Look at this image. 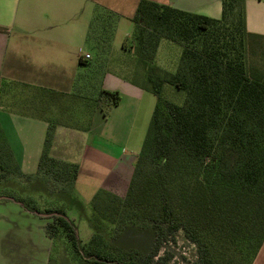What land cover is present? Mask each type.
Listing matches in <instances>:
<instances>
[{"label":"trees","instance_id":"16d2710c","mask_svg":"<svg viewBox=\"0 0 264 264\" xmlns=\"http://www.w3.org/2000/svg\"><path fill=\"white\" fill-rule=\"evenodd\" d=\"M97 15L99 23L118 19L104 9ZM131 22L132 48L144 72L141 88L156 103L124 194L102 188L90 201L88 243L79 247L61 209L40 212L31 199L0 192L49 215L47 238H61L74 264H152L163 241L179 231L195 247L191 264H252L264 242V61H255L264 57V36L246 30L245 0H221L220 19L141 0ZM161 40L181 47L174 74L153 64ZM164 84L185 94L182 106L163 99ZM93 94L105 110L120 102L118 92ZM12 158L0 129V171L6 174L0 186L24 177ZM37 173L66 191L74 187L78 166L46 151ZM108 219L120 229L105 242L97 230ZM129 231L151 235L147 252L116 245Z\"/></svg>","mask_w":264,"mask_h":264},{"label":"rangeland","instance_id":"374dc122","mask_svg":"<svg viewBox=\"0 0 264 264\" xmlns=\"http://www.w3.org/2000/svg\"><path fill=\"white\" fill-rule=\"evenodd\" d=\"M55 1L56 5L48 4L53 12L55 7L56 11L65 7V2L64 5L61 4L62 0ZM97 14L98 11L89 18L90 28L78 26L79 28L73 30L70 56L74 60L66 58L64 62L60 58L58 46L47 44L46 39L56 41L69 37V31H72L70 24L73 22L70 20L73 19L70 16L50 14L47 10V0H15V14L11 11L8 21L2 22L8 25L5 28V36L9 39V48L12 47L13 50V53L11 51L5 57V65L19 67L23 72L24 66L32 64L41 68L42 73L54 74L56 66L63 64L72 80L86 82L74 86L70 93L68 90L62 92L63 94L56 93L57 88L52 87L53 91L46 96L48 102L54 104L57 101L58 105H51L49 102L47 109L40 107L37 111L27 107L25 100L27 98L30 100L29 98L32 97L28 90L38 88V85L22 87L23 81L26 80L11 79L9 76H5V80L0 84V101L7 104L3 106L4 110H1L0 126L18 148L12 159L19 168V174L24 176L21 179L9 180L8 185L0 186V191L11 193L14 197L31 199L40 212L46 209H61L76 231L80 248L88 243L93 234L90 226L92 217L90 201L96 194L95 191L101 183L113 179L120 161H131L134 165L156 103L155 96L141 88L144 72L132 48L135 25L132 22L121 21L118 17L115 20L105 19L104 22L99 23V20H96ZM42 23L43 25L55 23L57 26L47 30ZM63 23L69 24L63 25ZM87 32L91 39L85 41ZM88 53L92 55L90 67L84 68L85 70L82 68L84 71L81 69L75 71L72 61L75 62L77 55L84 56ZM180 54L179 45L161 40L153 64L164 72L174 74ZM259 59L264 61V57H257L256 64L260 63ZM30 79L34 83L38 81L33 77ZM105 80L107 85L116 89L120 96L119 104L107 110L104 102L100 101L96 104L93 94L101 89ZM161 96L177 106H182L185 98L182 91L168 84L162 86ZM96 105L102 107L105 116L100 125L93 126L94 129L97 127L98 129L93 130L90 127L94 124L92 118L97 109ZM64 127L73 128L81 137L78 144L72 142L70 151L74 156L72 159L78 165L77 181L72 189L60 191L59 185L51 182L47 184L38 178L37 165L44 152L47 151L50 156V148L62 151L61 147L67 141L60 136L55 140L53 130L59 131ZM88 127L89 130H86ZM46 139H48L47 143ZM80 147L85 150L82 156L76 151ZM5 175L0 171V179ZM123 194L115 192L117 196ZM1 196L3 193L0 192ZM110 223V219L100 223V228L97 230L102 232L105 242L112 240L113 235H117V230L120 229ZM44 231V222L31 211H25L21 204L11 200L2 201L0 260L6 259L4 257L6 252L11 251L13 244L16 243L24 246L25 256L29 261L36 263L43 261L44 249L50 247V264H74L70 261L66 243L59 237L51 242L46 238ZM44 242H48V245ZM151 244L152 237L146 232L121 233L116 240L118 247L134 249L140 253L147 252ZM17 254L23 253L20 250ZM195 256V247L179 231L163 241L152 264H191ZM159 258H164V261L158 262ZM252 264H264V250L257 255Z\"/></svg>","mask_w":264,"mask_h":264},{"label":"crops","instance_id":"0c3cea01","mask_svg":"<svg viewBox=\"0 0 264 264\" xmlns=\"http://www.w3.org/2000/svg\"><path fill=\"white\" fill-rule=\"evenodd\" d=\"M140 1L141 0H62L61 4L64 5V2H65V7H62L61 10H57V11L55 7V12H53L52 8L48 6V4L56 5V1L47 0V10L50 12V14H54L55 16L60 15L61 17L70 16L73 19V20H70V22L71 21L73 22L70 24L71 25L70 29L72 31H69V35H70L69 37L66 36L61 39H57L56 41L51 40V39H46V43L47 44L50 43V44H54L58 46V51L61 55L60 58L63 62L65 61L66 58H70V60H74L73 57L70 56L71 55L70 43H71L73 30L75 31L77 28H79L78 26L90 28L88 27L89 26L88 20L99 9H104V10H107V11H110L116 14L118 18H120L121 21L131 22V19L134 17L137 5ZM146 1L154 2V3H158L162 5H167L179 11H183V12L195 14V15L206 16L212 19H220L221 17V0H146ZM17 6H18V3H17ZM11 11L15 14V0H0V84L3 83L2 82L3 80H5L4 79L5 76L6 77L9 76L11 79L19 78L21 80L22 79L26 80V81H23L24 83L22 87L24 86L36 87V85H38V88L28 90V93L32 97L29 98L30 100H28V98L25 100L27 101L26 102L27 107L31 108V110L33 111H37V109H39L40 107L43 109H47L46 108L48 107L47 103L50 102L51 104V101L48 102V98L46 94L53 91L52 87L57 88L56 93L61 94L62 92H65L67 90L69 93L72 92L71 89L74 86H78L80 83L86 84V82L84 81L77 80V82H75L74 80H72L67 75L66 69L63 64L56 66V71L54 74L42 73L40 71L41 68L39 69L37 66H33L32 64L24 66L23 72L20 70L19 67H11L9 65H5V62H6L5 57L7 56L9 52L12 51L11 53H13V50H12V47L9 48L10 46L9 39L5 36V33H6L5 28H7L8 25H4L2 22L3 20L8 21ZM70 17H67V18H70ZM245 18H246V30L249 33L264 36V0H245ZM68 24L69 23L67 24L63 23V25H68ZM43 26H44V29L48 30V29L56 28L57 25H55V23H47L46 25H43ZM87 38H88V32L86 33L85 41H87ZM88 55L90 57L87 60L83 59L82 55H77L75 57V62L72 61V66H74L75 71H78V69L83 70L84 68L87 69L90 67L91 61H92V55L89 53ZM80 60L82 63H80ZM31 77H33L35 81L38 80L37 83L32 82L30 79ZM19 79H16L17 82H20ZM101 89L105 91H110V92H117L115 91L116 89L110 87V85H107L106 80L103 82ZM24 90L26 91V88ZM38 94H39V97H38ZM38 99L39 101H37ZM5 105L7 104H5L3 101H0V115H1V110H4L2 108ZM51 105L57 106L58 103L56 101L54 104H51ZM52 109L55 110L54 108ZM92 120H94L93 121L94 124H92L90 128L93 130H97L98 127L94 129L93 126H95L96 124L100 125L104 120L102 113L99 109H97L95 113L93 114ZM0 129L2 130L4 137L10 147L11 154L14 157L15 155L14 152H16L18 148L16 144L14 143V141L9 139L8 134L1 126H0ZM63 129L59 131L56 129L53 130L54 135H55L54 138L56 137L55 140H58L60 136L63 140H66L67 143L63 147H61L62 151H60V149L55 150L54 148L52 149L50 148L49 149L50 157L56 160L66 162V163L75 164L74 160L72 159L74 156L70 154V151L72 149L71 145H72V142L78 144L79 138L81 136L77 134L78 132L74 130L73 128L64 127ZM86 130H89V127ZM66 141H62V142H66ZM76 151H78V154H80V156H82V154L85 152L83 147L82 148L80 147V149ZM123 161L124 160L119 162V167H117L116 169L117 172L114 173L113 179L112 180L108 179L105 182L102 181L103 183L100 184V186L97 188L95 193H97L98 190L102 188L108 191H111L113 193L115 192L124 193L125 192L127 182L131 175L133 164L131 163V161L129 162L126 160V162L124 161V163H122ZM6 200H11L13 202L19 203L11 197H7V196L0 197V203ZM25 211L28 212V210L26 209ZM31 213L36 215L39 218V220H42L44 222V226L46 225L47 221L44 220L45 217L40 216V214H37L34 212H31ZM44 243L48 245V242H44ZM46 244H44L45 247H46ZM20 250L22 251L23 254H17V252H20ZM263 250H264V242L262 244V247L259 253H261V251ZM44 253H45L44 254L45 257L43 261H39L38 263L29 261L28 258H26L25 256L24 246L21 244L15 243L13 244V249L11 251L6 252L4 256L6 259L0 260V264H50V247L49 248L46 247L44 249ZM259 253L257 255H259Z\"/></svg>","mask_w":264,"mask_h":264},{"label":"built area","instance_id":"2783aa9c","mask_svg":"<svg viewBox=\"0 0 264 264\" xmlns=\"http://www.w3.org/2000/svg\"><path fill=\"white\" fill-rule=\"evenodd\" d=\"M83 59H85V60L89 59V55H88V54H85V55L83 56Z\"/></svg>","mask_w":264,"mask_h":264},{"label":"water","instance_id":"95a60500","mask_svg":"<svg viewBox=\"0 0 264 264\" xmlns=\"http://www.w3.org/2000/svg\"><path fill=\"white\" fill-rule=\"evenodd\" d=\"M40 216H43V217H48L49 215H45V214H40Z\"/></svg>","mask_w":264,"mask_h":264}]
</instances>
